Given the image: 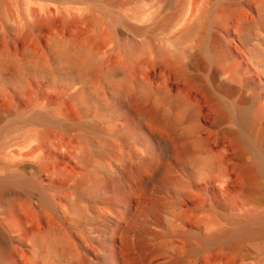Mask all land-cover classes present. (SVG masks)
<instances>
[{
	"label": "rangeland",
	"instance_id": "rangeland-1",
	"mask_svg": "<svg viewBox=\"0 0 264 264\" xmlns=\"http://www.w3.org/2000/svg\"><path fill=\"white\" fill-rule=\"evenodd\" d=\"M131 103L170 121L183 164L169 135L136 130ZM240 112L264 125V0H0V264H264V234L213 238L264 218Z\"/></svg>",
	"mask_w": 264,
	"mask_h": 264
},
{
	"label": "bare ground",
	"instance_id": "bare-ground-1",
	"mask_svg": "<svg viewBox=\"0 0 264 264\" xmlns=\"http://www.w3.org/2000/svg\"><path fill=\"white\" fill-rule=\"evenodd\" d=\"M199 25H200L201 30L205 27V15L204 14H201L199 17ZM248 26L249 24L245 23L242 25L241 29L242 28L246 29L248 28ZM195 32H196L195 30H192L190 34H193ZM208 48H209L210 54L212 55L213 59L216 62H223L227 59V54L224 50L221 49L220 41L217 38H212L210 40ZM222 76L223 75L220 71L212 70L211 75H210V81L214 84H218L219 90H221L222 94L224 93L226 96L234 95L237 90L233 86L229 85L228 82L222 78ZM170 102L172 103L173 106H180V105H185L186 101L182 96H176L174 98H171ZM245 102H247V99H243L240 97L236 101H234V103L230 104L228 108L239 110L242 104H244ZM133 105H131L132 110H131L130 120L132 123L135 124L136 130L140 134H142L141 132H143L144 130H146V128H148L152 133L161 132V133H165L169 135L170 138H172L171 140L172 146H169V143H165V147H170L171 154L174 155L175 160L183 164L191 156L192 154L191 148L188 145L182 143L181 140H179L178 138L172 135L173 129L170 124V121L165 120V119L159 120L154 110L144 112L143 110L140 109L139 104L134 105V107ZM191 112L193 116L195 113L194 107H192ZM217 112L220 116V119H223L225 117L218 110ZM139 116L141 117L138 118ZM235 120L238 126L240 127V129L245 133L247 140L252 145V147L255 149V152L259 155L258 157L261 159V166L263 169L262 173L264 174V125L260 127L257 125H254L252 121L246 116V114L242 112L237 113ZM76 158L78 159L79 162L85 165L89 161L90 154L85 147H81L76 152ZM148 167L149 166H147L146 168L147 170H149ZM26 168L34 169V167L32 166H29ZM245 171L249 175L251 182H252V187H253L252 198L254 199V196L260 190L259 180H260L261 174H258V172L255 169H250V168L246 169ZM132 173H133V176H137L140 174L139 170H134ZM84 178L85 177L78 179V178H75L74 176H69V175L66 176V179L68 181L73 182L75 190L81 186V184L84 182ZM226 178L227 177L225 174H221L218 182H221L223 179H226ZM20 182L23 185L34 186L30 180L21 179ZM164 184L166 186L167 185L170 186L173 184V180L167 177L166 179H164ZM6 194H7L6 192H0L1 196H4ZM156 207L161 209L162 205L158 204ZM263 234H264V218L262 219L260 223H257V224L253 223L246 227H241L239 226L238 223H236L235 228L232 232L219 230L215 233L213 238L214 240H227V241L237 242L240 244L245 239L257 237ZM0 239L6 243H9L11 241V237L2 228H0ZM33 240L36 242L37 237L33 236ZM201 243L203 244V241H201ZM52 249H53L52 250L53 255L57 257L60 253V256L62 257V259L65 256H68V254L69 255L70 253L72 254V245L62 246V247L60 246L59 249L57 246H54V248Z\"/></svg>",
	"mask_w": 264,
	"mask_h": 264
}]
</instances>
